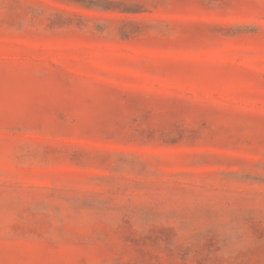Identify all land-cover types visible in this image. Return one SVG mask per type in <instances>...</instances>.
Returning <instances> with one entry per match:
<instances>
[{"label":"rangeland","instance_id":"obj_1","mask_svg":"<svg viewBox=\"0 0 264 264\" xmlns=\"http://www.w3.org/2000/svg\"><path fill=\"white\" fill-rule=\"evenodd\" d=\"M0 264H264V0H0Z\"/></svg>","mask_w":264,"mask_h":264}]
</instances>
